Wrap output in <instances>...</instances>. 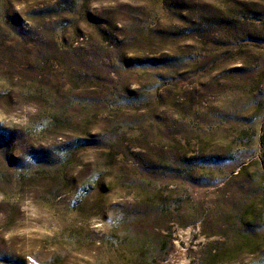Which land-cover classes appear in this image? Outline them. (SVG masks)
Returning <instances> with one entry per match:
<instances>
[{"label": "rangeland", "instance_id": "1", "mask_svg": "<svg viewBox=\"0 0 264 264\" xmlns=\"http://www.w3.org/2000/svg\"><path fill=\"white\" fill-rule=\"evenodd\" d=\"M0 264H264V0H0Z\"/></svg>", "mask_w": 264, "mask_h": 264}]
</instances>
